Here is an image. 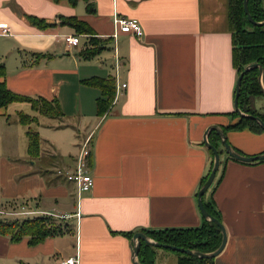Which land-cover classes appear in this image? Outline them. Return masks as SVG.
Returning <instances> with one entry per match:
<instances>
[{"label":"crops","instance_id":"1","mask_svg":"<svg viewBox=\"0 0 264 264\" xmlns=\"http://www.w3.org/2000/svg\"><path fill=\"white\" fill-rule=\"evenodd\" d=\"M92 2L96 11L88 14L84 0L75 6L68 0H0L5 82L20 95L58 99L65 113L61 121L40 127L59 134L43 136L37 128L58 150L55 168H63L64 177L57 174L60 169L46 175L36 169L44 162L41 156L34 163L0 159V211L33 212L20 219L70 215L65 221L71 227L37 246L0 235V264H56L72 256L79 264H135L134 240L123 233L203 224L198 192L214 160L204 144L208 128L221 127L242 155L264 154V131L224 129L239 121L229 115L239 78L232 61L230 0ZM27 15L56 25L40 29ZM114 15L139 20L144 34L118 32V71ZM61 17L86 21L112 51L109 64L101 60L104 52L91 60L81 57L90 42L85 34L77 47H68L65 35L77 34L61 25ZM94 76L117 79L119 91L103 117L97 116L99 89L83 83ZM258 97L264 107V96ZM256 98L252 107L264 114ZM61 135L72 148L64 147ZM89 139L94 186L79 194L65 174L75 169L77 152L71 150L80 152ZM219 149L224 151L215 177L220 181L207 197L220 210L228 241L215 264H264V161L240 163L227 158L221 142ZM156 254L157 264L172 258Z\"/></svg>","mask_w":264,"mask_h":264},{"label":"trees","instance_id":"2","mask_svg":"<svg viewBox=\"0 0 264 264\" xmlns=\"http://www.w3.org/2000/svg\"><path fill=\"white\" fill-rule=\"evenodd\" d=\"M61 2L62 0H54ZM73 6L77 4L79 0H68ZM87 6L88 14H92L96 11V6L92 0H84ZM249 11L251 16L257 22H264V8L261 0H249ZM29 23L33 26H37L40 29H47L48 27L55 26L56 24L47 23L44 19H41L35 15L26 16ZM229 29L232 32V61L233 66L237 70L238 77L244 69L255 63H259L264 68V25L257 26L251 24L249 17H247L244 11L243 0H230L229 10ZM61 25H68L74 29L75 33L85 34L89 36V46L82 50L81 57L86 60H91L95 56L101 55L106 51V43L101 41L95 36V32L86 21L79 19L78 17H61ZM264 75V72H263ZM7 76V67L0 62V110L7 109L11 104L15 103H29L31 110L36 114L31 115L24 111L18 112L15 122L19 125H24L26 129L27 142V154L32 159H38L41 152V137L38 129H34V126L39 124V116H44L49 119H61L65 117V113L62 110L60 101L58 99L48 100L45 97H31L23 94H18L12 91L5 82ZM259 68L255 67L244 74L241 82V94L238 100V105L243 112L251 116H259L264 121V114L257 110H254L251 104L253 98L263 95V91L259 83ZM83 83L89 87H95L99 89L100 96L96 99L97 116L103 117L108 114L116 98L117 79L114 76H108L106 78L94 76L89 79L83 80ZM264 83V76H263ZM236 96V93H235ZM235 98V97H234ZM229 115L238 117L239 121L236 124L228 125L224 127L225 130L230 129L234 131H242L248 129L253 133L263 132L264 129L258 123V121L249 117H239L236 111ZM6 121L10 122L9 114H3ZM12 124V123H9ZM92 142V141H91ZM209 142L219 149L221 142L218 133L213 130L209 134ZM241 154L240 151L235 149ZM220 154H223V150L219 149ZM212 158L214 153L211 151ZM228 159L240 162L228 155ZM260 160L258 162H263ZM91 163V158H90ZM246 163V162H240ZM211 170L214 166L212 161ZM222 164V163H220ZM210 170V172H211ZM209 172V174H210ZM219 173V170L216 173ZM208 175L203 178L202 185L208 180ZM215 176V177H216ZM215 179V178H214ZM220 179V178H219ZM215 179L213 185L207 190L203 197V204L207 212L214 218L222 222V217L219 208L213 198L207 197V193L212 189L214 191L215 185L220 181ZM15 211V210H13ZM203 224L196 228L186 229H164V230H149L142 229L139 232H144L150 239L155 242H159L167 245H174L183 249H190L196 252L211 253L221 245L223 241L220 226L217 223H213L206 219L203 220ZM223 223V222H222ZM71 232V227L65 219H57L50 215H39L34 217H27L25 219L20 218H7L0 216V235L8 237L10 242H21L25 238L28 239V243L31 246L40 245L48 238H54V236H63ZM135 232L123 233L129 239L133 238ZM163 248H156L147 242L143 241L139 250V263L140 264H157V250ZM172 252L170 249H164ZM175 252V251H174ZM178 253L179 259L177 264H215V259L198 258L190 254Z\"/></svg>","mask_w":264,"mask_h":264},{"label":"water","instance_id":"3","mask_svg":"<svg viewBox=\"0 0 264 264\" xmlns=\"http://www.w3.org/2000/svg\"><path fill=\"white\" fill-rule=\"evenodd\" d=\"M248 1L249 0H243L244 11H245L247 17H249L250 23L252 25L255 24L257 26H263L264 22H257V21H255L253 16H251L250 11H249V2ZM255 67L259 68V75H260L259 83H260V87H261L263 94H264V83H263L264 68L259 63L249 65L244 69L243 72L240 73V76L237 80L236 89H235L236 90V96L234 99V105H235V111L238 113L239 117H249L251 119H254L255 121L257 120L258 123L264 129L263 119H261L259 116L254 117V116L246 114L245 112L242 111V109H240V106L238 105V100H239V97L241 94V90H240L241 82H242V79L244 77V74L247 73L248 71L252 70V69H255ZM213 130H215L218 133V135L220 136L221 143L223 144V147L226 150L227 154L230 157H232V158H234L240 162L254 163V162H257L260 160H264V154L257 155V156H247L244 154L243 155L240 154L235 149H233V147L228 142L227 136H226V134H224L223 129L219 126L212 125V127L208 128V130L204 134L205 135V137H204L205 146L214 153V160H213L214 166H213V168H212V170H211V172L207 178L208 180L204 183V185H202L200 187V190L198 192V207L200 208L202 216L204 217V219L211 221L213 223H217L220 226L222 237H223V241H222L221 245L214 252H211V253L201 252L200 253V252H196V251H193L190 249L186 250L183 248H179V247H176L174 245L170 246L167 244L155 242L153 239H150L144 232H142V233L139 232V233L134 234V236H133V240H134V242H133V254H134L135 264H140L139 259H138L139 258V250H140L141 243L143 241L147 242L148 244H150L156 248L158 247V248H163V249H170L171 251L180 252L183 254H190V255L198 257L200 259H202V258L215 259L224 250V248L227 244V241H228L227 231H226L225 225L222 222H220L218 219L212 217L207 212V210L203 204V197H204L205 193L207 192V190L213 185L214 180H215L214 178H215L216 173L219 170L220 165H221L220 164V151H219V149H217V147H215L214 145H211L209 142V134Z\"/></svg>","mask_w":264,"mask_h":264},{"label":"rangeland","instance_id":"4","mask_svg":"<svg viewBox=\"0 0 264 264\" xmlns=\"http://www.w3.org/2000/svg\"><path fill=\"white\" fill-rule=\"evenodd\" d=\"M264 3V0H261ZM111 50H108L106 52H104L101 55V60L102 61H107L106 64H109L110 62V56H111ZM100 62V61H99ZM101 63V62H100ZM110 68V67H109ZM263 100L262 97H258L256 98V105L257 108L264 112V107L261 106L260 101ZM24 111L25 113L31 114V115H36L30 107L29 103H15V104H11L10 107H8L7 109H1L0 110V114H9L10 116V122L12 124H9L6 121V118L2 116H0V159L4 158L6 160L10 159H18V160H25V161H30L32 163L35 162L36 159H32L28 154H27V142L28 140H26V136H25V131H26V127L24 125H19L18 123H13L15 122L16 118H17V114L18 112ZM61 120H56V123L59 122ZM7 122V125H6ZM55 119H49L47 117L44 116H39V123L40 125L38 126H34L33 128L37 130V128H39V131L42 130V134L43 136L46 135V131H49V133H53V134H59L57 133V131H54L53 129L51 130H46V128L40 129V127H44L47 126L51 123L54 124ZM41 134V132H40ZM62 134V133H60ZM41 136V135H40ZM59 139L61 141H63L64 143V147H67V150H69L70 148H72V144L71 141L69 139H67V137H65L64 135H61L59 137ZM50 140L46 139V138H42L41 136V152L40 154L42 155L41 158L44 159V162H38V166L36 169H39L41 172L45 173L47 170L49 172H53V170L55 169H63V168H55L58 164L59 161L57 160V157H61L59 156L58 150L54 147L51 146L50 144ZM72 153L75 154V152H77V156H79V150L77 151L76 148H73V151L71 150ZM63 156H67V155H63ZM55 168V169H54ZM58 174V171H57ZM61 177L64 175L62 174H58ZM1 216V215H0ZM57 219H61L58 217H55ZM159 252L165 253V255H168L169 257H172L171 260L167 261V264H174V261L177 259L178 257V253L172 251L169 252L167 250L164 249H158Z\"/></svg>","mask_w":264,"mask_h":264},{"label":"built area","instance_id":"5","mask_svg":"<svg viewBox=\"0 0 264 264\" xmlns=\"http://www.w3.org/2000/svg\"><path fill=\"white\" fill-rule=\"evenodd\" d=\"M114 24H115V33L113 34L112 38L114 39V50H115V64L117 71L120 70L121 63L119 62V55H118V50H117V38H118V32L119 33H128V34H133L137 35L139 37H143V29L141 26V23L139 20L135 19H130L124 16H117L114 15ZM7 32V29L4 27V33ZM87 36V35H86ZM89 37V36H88ZM65 42L68 47H77L78 44L81 42V35H65ZM127 86L126 83H123V85L120 87L121 90ZM119 90L116 89V93ZM91 139L88 141L84 142L81 145L80 148V154L76 158V165L75 169L73 170H68L65 174V179L66 181L72 182L76 185L77 187V192L79 194H82V192H87L91 190L94 186V180L93 176L91 174V165H90V158H92V153H91ZM58 174H63V170H59ZM33 212H28V211H10V212H4L0 211V215L2 216H13L15 218L18 217H25L26 215L32 214ZM46 215V214H45ZM48 215V214H47ZM50 216H56L61 219H67L70 217V215H51ZM80 214L77 216L79 217ZM56 264H79V257L78 256H72L70 258L60 260Z\"/></svg>","mask_w":264,"mask_h":264}]
</instances>
